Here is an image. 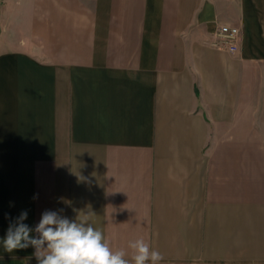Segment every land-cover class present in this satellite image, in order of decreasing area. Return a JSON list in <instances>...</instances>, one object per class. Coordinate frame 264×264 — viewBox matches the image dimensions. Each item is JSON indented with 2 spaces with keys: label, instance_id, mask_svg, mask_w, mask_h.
Returning <instances> with one entry per match:
<instances>
[{
  "label": "crops",
  "instance_id": "obj_1",
  "mask_svg": "<svg viewBox=\"0 0 264 264\" xmlns=\"http://www.w3.org/2000/svg\"><path fill=\"white\" fill-rule=\"evenodd\" d=\"M59 210L127 258L264 264V0H0V264Z\"/></svg>",
  "mask_w": 264,
  "mask_h": 264
},
{
  "label": "clouds",
  "instance_id": "obj_2",
  "mask_svg": "<svg viewBox=\"0 0 264 264\" xmlns=\"http://www.w3.org/2000/svg\"><path fill=\"white\" fill-rule=\"evenodd\" d=\"M60 211L42 213L34 229L24 223L28 213L22 212L9 225L4 250L13 252L32 246L38 264H159L164 259L142 237L129 242L131 255L127 258L129 254L124 249L113 250L102 231L88 222L87 215L73 221L61 216ZM33 231L38 237L32 235Z\"/></svg>",
  "mask_w": 264,
  "mask_h": 264
},
{
  "label": "built area",
  "instance_id": "obj_3",
  "mask_svg": "<svg viewBox=\"0 0 264 264\" xmlns=\"http://www.w3.org/2000/svg\"><path fill=\"white\" fill-rule=\"evenodd\" d=\"M213 46L220 50L232 53L237 51V44L240 38V30L237 27L222 26L216 34Z\"/></svg>",
  "mask_w": 264,
  "mask_h": 264
}]
</instances>
